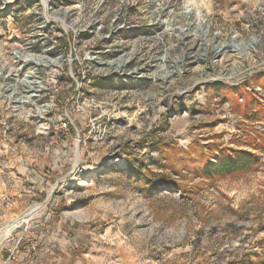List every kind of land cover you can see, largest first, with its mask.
I'll return each mask as SVG.
<instances>
[{
    "label": "rangeland",
    "instance_id": "obj_1",
    "mask_svg": "<svg viewBox=\"0 0 264 264\" xmlns=\"http://www.w3.org/2000/svg\"><path fill=\"white\" fill-rule=\"evenodd\" d=\"M251 1L0 0V231L37 209L0 257L82 229L95 264H264V39L204 49L264 33Z\"/></svg>",
    "mask_w": 264,
    "mask_h": 264
},
{
    "label": "crops",
    "instance_id": "obj_2",
    "mask_svg": "<svg viewBox=\"0 0 264 264\" xmlns=\"http://www.w3.org/2000/svg\"><path fill=\"white\" fill-rule=\"evenodd\" d=\"M218 7L223 10H230L236 12L239 7L245 6L250 8L252 1L248 0H211ZM215 5V7H217ZM72 230H68L70 236L73 235ZM75 237L66 233V237L61 240H54L52 242L43 241L41 248L37 251L22 249L16 260L10 264H95L92 256L89 253L91 242L84 230H76ZM8 258V253L4 252L0 257V264H4Z\"/></svg>",
    "mask_w": 264,
    "mask_h": 264
},
{
    "label": "built area",
    "instance_id": "obj_3",
    "mask_svg": "<svg viewBox=\"0 0 264 264\" xmlns=\"http://www.w3.org/2000/svg\"><path fill=\"white\" fill-rule=\"evenodd\" d=\"M261 10H264V6L261 8ZM262 15H264V12L262 13ZM253 17L259 18L261 16L256 15ZM207 19L208 18L202 20V22H198L197 24L198 26L200 23L202 24L200 27V31L202 35L208 34L211 29V24L208 22ZM263 39H264L263 32L255 31L251 27V24H246L245 27L241 29H237L236 32L234 33V36L231 39L220 40L217 43H213V44L208 41L204 49L208 50L216 59H219L220 57L225 56L230 52L238 56V55L247 54L248 52H252V53L255 52L257 48L262 44ZM32 249H35V247H33ZM18 253L19 252L17 248L8 250L9 255L4 264H10L13 261H15Z\"/></svg>",
    "mask_w": 264,
    "mask_h": 264
},
{
    "label": "trees",
    "instance_id": "obj_4",
    "mask_svg": "<svg viewBox=\"0 0 264 264\" xmlns=\"http://www.w3.org/2000/svg\"><path fill=\"white\" fill-rule=\"evenodd\" d=\"M250 107V106H248ZM239 155H220L216 161L204 164L202 173L206 176L233 175L252 170L258 164V157L252 153H238Z\"/></svg>",
    "mask_w": 264,
    "mask_h": 264
},
{
    "label": "bare ground",
    "instance_id": "obj_5",
    "mask_svg": "<svg viewBox=\"0 0 264 264\" xmlns=\"http://www.w3.org/2000/svg\"><path fill=\"white\" fill-rule=\"evenodd\" d=\"M10 1H14V0H10ZM44 2V4L47 3V0H42ZM39 58H37L36 60H38ZM45 58H41V60H44ZM35 61V60H34ZM122 61V60H120ZM114 66H121V68L123 69L125 67L124 62H115L112 63ZM37 213V209H33L28 215H25L23 218L21 219H17L15 221H13L10 225H8L7 227H5L3 230L0 231V243L8 236H10L15 230H17L18 228H26V226L30 223V221L34 218L35 214Z\"/></svg>",
    "mask_w": 264,
    "mask_h": 264
}]
</instances>
